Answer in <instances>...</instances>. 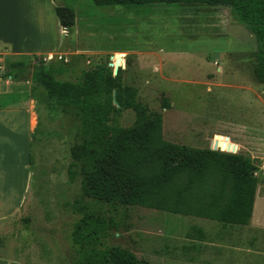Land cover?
I'll use <instances>...</instances> for the list:
<instances>
[{
    "label": "rangeland",
    "instance_id": "rangeland-1",
    "mask_svg": "<svg viewBox=\"0 0 264 264\" xmlns=\"http://www.w3.org/2000/svg\"><path fill=\"white\" fill-rule=\"evenodd\" d=\"M220 15L218 23L224 33L216 37L196 35L189 38V33L171 30L164 35L165 40L158 42L165 51L174 52L165 60L168 65L163 68L164 74L174 81L161 83L156 79L155 57L142 61L130 55L115 57L122 60L118 67L122 83L137 90L136 101L161 115L164 140L212 149L213 139H217L215 150L220 151L226 145L232 150L222 152L236 151L258 165L256 211L260 208L259 198H264V169H261L264 162V85L254 84L251 78L255 52L253 36L228 9L221 8ZM116 20V25L122 29L124 19ZM144 25L145 22L132 20L130 43L125 42L121 34L118 36L116 30L113 47L126 49L130 45L153 44L143 40L147 35L140 28ZM98 38L101 40V36ZM63 44L62 41L61 51L65 54L53 60L63 61L75 71L90 66L98 59L95 55L108 56L73 55L71 48L66 49ZM107 61V66L113 70L109 65L114 63L113 59ZM59 78L72 80L73 75L65 73ZM250 85L253 88H249ZM162 101L168 103L167 109L161 108ZM37 112L39 124L34 134L37 141L31 147L29 190L19 213L0 220V257L15 259L19 264H69L73 256L69 232L79 216L71 206L79 195L78 180L69 183L66 176L72 122L50 100L41 101ZM133 119V113L124 110L118 124L130 126ZM44 122L48 124L45 130ZM42 134L43 138L38 139ZM192 227L202 229L206 239L186 238V234H193ZM244 231L242 245L247 246L252 234ZM217 233L218 225L214 222L131 208L108 242L130 250L147 264H203L205 261L224 264L226 258H231L226 254L228 250L217 255L214 250L217 247L209 245L225 241V238L218 240ZM259 240L263 243L264 236Z\"/></svg>",
    "mask_w": 264,
    "mask_h": 264
},
{
    "label": "trees",
    "instance_id": "trees-1",
    "mask_svg": "<svg viewBox=\"0 0 264 264\" xmlns=\"http://www.w3.org/2000/svg\"><path fill=\"white\" fill-rule=\"evenodd\" d=\"M95 6L145 4L220 5L231 11L255 40V80L264 84V0H91ZM65 32L64 48L72 47L74 12L55 5ZM82 56V55H78ZM75 71L63 61L7 63L3 76L29 80L41 87L60 113L71 119L67 181L78 180L79 195L71 205L78 213L69 232L73 256L69 264H147L108 239L119 230L131 208H144L214 222L221 229L249 223L259 180L258 165L238 153L195 148L162 137L161 115L136 101L135 87L113 75L108 56ZM65 73L72 80L60 79ZM169 107L162 101L161 108ZM130 110V126L118 124ZM221 149V148H220ZM223 150V149H221ZM30 164V160H29ZM188 239L202 241L204 232L192 227ZM192 248V247H191Z\"/></svg>",
    "mask_w": 264,
    "mask_h": 264
},
{
    "label": "crops",
    "instance_id": "crops-1",
    "mask_svg": "<svg viewBox=\"0 0 264 264\" xmlns=\"http://www.w3.org/2000/svg\"><path fill=\"white\" fill-rule=\"evenodd\" d=\"M55 5L69 7L74 12V42L70 54H106L109 59H115L116 55L123 54L134 56L141 61L144 58L151 60L155 57V77L161 83L175 80L165 75L163 70L168 65L165 60L174 55V52L165 51L163 46L158 44L159 41L165 40L164 35H167V32L178 30L189 33L187 36L189 38L196 35L201 37L208 35L207 37L211 38L224 33L219 24L221 8H224L220 5L95 6L91 0H0L2 71L10 62H25L29 64L30 69V65L36 63L35 58L60 57L65 54L61 51L65 32L55 17L53 11ZM116 19H124L122 29L116 25ZM132 20L146 23L140 28L147 35L143 40L151 41L153 44L140 47L130 45L126 49L114 48L112 42L116 40L117 34L120 37L122 35L127 43L132 41L133 35L130 32ZM213 32L215 33L212 34ZM98 36H101V40ZM238 72L244 83L242 71ZM251 78L254 84L264 85L255 80L252 70ZM253 85L249 88H253ZM46 100L49 99L43 89L31 83L29 76L27 80L19 82L7 77L0 83V220L19 213L29 190L31 182L29 160L31 161L32 144L37 141L34 134L39 124L37 106ZM43 125L46 126L43 128L45 130L48 124L44 122ZM43 135L38 136V139H42ZM255 197L249 223L244 227L225 230L218 226L216 238L218 240L225 238V241L217 245L209 244L217 247L214 249L217 255L224 249L228 250L226 254L231 258H226L224 264H264V242L259 240L264 236V198H259L260 208L255 211L257 204ZM244 230H249L252 234L250 245L247 246L242 245ZM231 239L233 241L228 242ZM202 263L217 264L215 261ZM0 264L19 263L12 258L0 257Z\"/></svg>",
    "mask_w": 264,
    "mask_h": 264
},
{
    "label": "water",
    "instance_id": "water-1",
    "mask_svg": "<svg viewBox=\"0 0 264 264\" xmlns=\"http://www.w3.org/2000/svg\"><path fill=\"white\" fill-rule=\"evenodd\" d=\"M113 61H114V63H113V75H115V73H116V70H117V68L119 67V62L121 61V59L120 58H115V59H113ZM109 65H111V64H109ZM210 150H215V147H213L212 149H210ZM221 151V150H220ZM222 152V151H221ZM262 169H264V162H263V164H262Z\"/></svg>",
    "mask_w": 264,
    "mask_h": 264
},
{
    "label": "built area",
    "instance_id": "built-area-1",
    "mask_svg": "<svg viewBox=\"0 0 264 264\" xmlns=\"http://www.w3.org/2000/svg\"><path fill=\"white\" fill-rule=\"evenodd\" d=\"M56 58H58L59 59V57L57 56V57H45V58H41V61L42 62H47V61H49V60H53V59H56ZM113 64H111L110 66H112ZM5 78H7V77H4L3 76V71L0 69V83L2 82V80H4Z\"/></svg>",
    "mask_w": 264,
    "mask_h": 264
},
{
    "label": "bare ground",
    "instance_id": "bare-ground-1",
    "mask_svg": "<svg viewBox=\"0 0 264 264\" xmlns=\"http://www.w3.org/2000/svg\"><path fill=\"white\" fill-rule=\"evenodd\" d=\"M213 140H215V145H212V143H211V145H212V147H215V148H217V146H216V144H217V139H213ZM232 146V145H231ZM223 150H232V148L230 147L229 149L227 148V146L225 145V147L224 148H222Z\"/></svg>",
    "mask_w": 264,
    "mask_h": 264
}]
</instances>
